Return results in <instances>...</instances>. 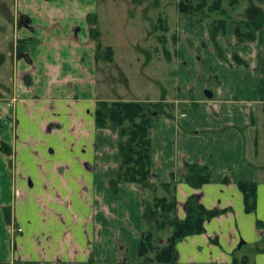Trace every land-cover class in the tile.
<instances>
[{"label": "crops", "instance_id": "crops-1", "mask_svg": "<svg viewBox=\"0 0 264 264\" xmlns=\"http://www.w3.org/2000/svg\"><path fill=\"white\" fill-rule=\"evenodd\" d=\"M18 1L12 49L0 57V264H90L89 234L72 223V215L85 217L92 229V252L100 251L95 240L102 232L108 244L117 235L123 252L137 253L147 229L146 204L167 194L160 184L172 172L184 174L186 162L207 165L211 181L201 187L178 181L175 216L185 218L191 194L226 212L207 220L203 233L177 242L176 264H241L236 259L243 256L264 264V0H245L243 7V19L262 22L253 39L237 41L233 18L225 34H214L203 21L188 24L190 37L179 38L176 56L166 53L177 64L174 97L144 93L129 99L122 85L109 93L116 71L127 77L118 51L108 45L113 61L103 58L90 35L100 19L98 0ZM24 40L32 44H20ZM100 100L170 104L171 115L155 112L152 121L150 182L159 186L156 192L131 182L112 190L119 139L113 129L96 125ZM240 181L257 183L254 211H246ZM76 204L83 211L71 212L64 226L61 208Z\"/></svg>", "mask_w": 264, "mask_h": 264}, {"label": "trees", "instance_id": "trees-1", "mask_svg": "<svg viewBox=\"0 0 264 264\" xmlns=\"http://www.w3.org/2000/svg\"><path fill=\"white\" fill-rule=\"evenodd\" d=\"M193 1L195 0H180L178 4L179 11L182 13H192L194 10L204 11V7L208 6L210 11L222 15V18L215 19L209 25L213 33L225 34L229 14L222 6L224 0H198L196 4ZM228 1L230 6L235 7L243 0ZM249 1L253 4L252 0ZM88 17L90 21L97 23L96 14L89 15ZM235 24L238 42L255 38L257 32L262 27V22L256 23L251 18L235 21ZM154 28L168 31L169 26L160 18ZM91 35L94 39H98L100 36L99 28H91ZM159 39L166 46V35H160ZM219 51L221 52L220 49ZM113 52L112 46H107L104 49L107 60L113 61ZM235 57L239 62L244 63L239 56L235 55ZM169 105L161 101H98L95 112L96 125L99 128L113 129L117 132L119 139L118 175L110 181L112 190L115 193L120 182L141 183L149 186L155 192L158 190L159 186L150 182L152 175V121L155 112L171 115L166 110V106ZM185 168V173L180 175V177L172 172L170 174L171 179L168 182L160 184V187L167 193L166 195H156L152 201L146 204L144 216L151 227L140 233L137 258L141 264H176L177 242L187 236L203 233L206 229L205 223L207 220L226 212V209L207 208L197 194H191L186 201L185 218L179 219L175 216L177 207L175 192L178 181H184L194 187H201L211 181V172L207 165L198 162H186ZM239 187L244 194L246 211H254L257 200V183L254 181H240ZM6 213L9 219V210H6ZM168 226L172 228V235L165 244H160L162 237L155 233V229L162 231ZM94 259L95 256L91 255V264H94ZM236 260L241 264H252L248 256H243L241 259ZM105 264H133V262L124 260L107 262Z\"/></svg>", "mask_w": 264, "mask_h": 264}, {"label": "rangeland", "instance_id": "rangeland-1", "mask_svg": "<svg viewBox=\"0 0 264 264\" xmlns=\"http://www.w3.org/2000/svg\"><path fill=\"white\" fill-rule=\"evenodd\" d=\"M179 1L180 0H98V14L100 19L97 27L100 31V39L98 38L97 46L100 47L103 58H106L104 49L108 45L114 46L116 51H118V60H122L120 62L127 76H118L116 71V75L108 82H111L109 86V93H111V95H115L114 93L112 94V92L117 93V91H120L118 86L122 85L126 87L124 90L127 91V95H124V97L128 99L136 97L137 95L139 96L140 94L143 95L144 93H148L147 95L151 97L154 95L157 97L160 95H162V97H174L176 93L175 84L177 83V64L169 63L166 58L167 51L169 52L170 50L171 53L176 56L173 51L176 49L179 38L190 37L188 34L189 29H187L188 24L193 25L201 20L208 26L212 24L215 19L222 18V15L219 13L210 11L208 6L204 7V11L194 10L192 13H182L178 8ZM197 1L198 0H195L193 2L196 4ZM247 3V1L243 0L236 9H234L229 5L228 0H224L222 6L227 10L229 20L231 18L239 20L247 15L243 12V7ZM20 7L22 6L18 0H0V57L5 55L4 53L10 52L12 49L15 30L11 28V25H14L16 19L19 20L20 16H18V12ZM160 18L169 26L168 31L154 28ZM230 23L231 21L229 24ZM182 27L185 28L182 29ZM163 34L166 35V46H164V43L159 39V36ZM208 34L210 35V42L214 44V38H211L212 35L210 30ZM20 44H28L29 46L32 42L31 40H24L20 41ZM156 46L157 49L155 48ZM121 51L124 52L122 55L126 57V60L120 58ZM158 52L160 53V58ZM155 70L156 72L153 73ZM143 72L148 75H143ZM151 77H156L157 81L152 80ZM108 78V80H110L111 77L108 76ZM150 84L153 86L152 90L149 89ZM125 91L122 90L121 92L124 93ZM261 135L263 137L264 132H262ZM43 206L46 207L45 205ZM74 207L75 208L67 207L69 211L65 208H61V212L67 216L62 221L64 226L70 223L68 215L71 212L77 211L81 213V211H83V206L80 204H76ZM36 211L35 207L30 208L29 220L32 224L36 221ZM42 212L45 213V210L42 209ZM84 218L83 216L76 217L72 215V223H77L78 227L81 228L82 226L85 228L86 232H88V238L91 242L88 244L87 252L89 256L91 253H93L91 255L95 256L94 264H105L107 262L124 260L131 261L133 264H141L137 258V253H125L119 248L121 245H119L120 243L118 242L117 235L112 237L110 239L111 242H109L110 244H108L106 240L107 237H103L102 232L98 233L95 243L98 242V249L100 251L97 253L94 251L92 252L91 246L94 236L91 234L93 231L90 226L83 224L82 221ZM144 221L146 224L145 227L150 228L151 226L148 224L149 222L145 220V216ZM84 222L88 221L85 219ZM155 231V233L162 237V242L160 240V244H165L172 235V228L170 226L162 231H157V229H155ZM36 237L37 236H34V238ZM108 245H110V249H106ZM117 248L119 249L118 251L112 252L113 249L117 250ZM103 249L108 250V252L103 251Z\"/></svg>", "mask_w": 264, "mask_h": 264}, {"label": "flooded vegetation", "instance_id": "flooded-vegetation-1", "mask_svg": "<svg viewBox=\"0 0 264 264\" xmlns=\"http://www.w3.org/2000/svg\"><path fill=\"white\" fill-rule=\"evenodd\" d=\"M10 222H11V220H10ZM13 227H14V225H13ZM14 230L17 231V230H21V229L14 227Z\"/></svg>", "mask_w": 264, "mask_h": 264}, {"label": "water", "instance_id": "water-1", "mask_svg": "<svg viewBox=\"0 0 264 264\" xmlns=\"http://www.w3.org/2000/svg\"><path fill=\"white\" fill-rule=\"evenodd\" d=\"M161 242H162V239H161Z\"/></svg>", "mask_w": 264, "mask_h": 264}]
</instances>
